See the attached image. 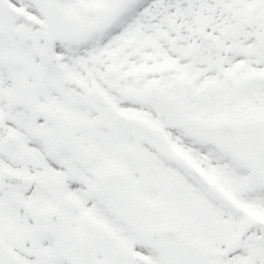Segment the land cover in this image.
Masks as SVG:
<instances>
[{
    "label": "rangeland",
    "instance_id": "obj_1",
    "mask_svg": "<svg viewBox=\"0 0 264 264\" xmlns=\"http://www.w3.org/2000/svg\"><path fill=\"white\" fill-rule=\"evenodd\" d=\"M39 1L0 0V48L22 57L20 64L0 63L4 135L42 163L21 165L37 181L26 197L35 198L51 169L39 135L46 125L16 97L14 77L28 66L36 72L33 85L45 81L35 85L37 97L47 100L60 91L83 98L84 133L107 139L100 147L106 182L120 189L145 182L152 202L164 203L151 219L169 218V209H177L185 235L210 251H225L217 256L222 264H264V0H56L69 25L62 43L46 41ZM106 7L114 9L113 24L90 31L91 19ZM16 27L26 28L28 37L16 36ZM73 60L84 71L78 87L65 74ZM58 65L63 70L54 72ZM52 74L58 85L68 84L63 91L53 88ZM148 91L171 97L172 120L144 99ZM179 158L236 209L204 189ZM112 159L118 162L111 179ZM6 160L0 155V166ZM127 189L123 197L141 192L128 196ZM26 207L20 220L27 219Z\"/></svg>",
    "mask_w": 264,
    "mask_h": 264
},
{
    "label": "flooded vegetation",
    "instance_id": "obj_2",
    "mask_svg": "<svg viewBox=\"0 0 264 264\" xmlns=\"http://www.w3.org/2000/svg\"><path fill=\"white\" fill-rule=\"evenodd\" d=\"M70 62L71 67L65 74L72 79V85L78 87L84 73L83 66L74 60ZM60 67L58 65L54 72L60 71ZM50 80L55 90L63 91V87L68 86L63 81L58 85V79L53 74ZM44 83L42 80H34L36 86ZM57 94L47 100L36 95L37 102L49 111V118L34 119L48 128L62 126L80 152L86 155L83 160H79L69 146L48 153L51 165L49 179L40 183L35 198H27V193L37 181L35 174L21 165L41 166V159L19 149L23 157L17 161L14 158L16 149L6 152L5 155L9 153L10 156L4 168L11 172L32 173L33 183L27 190L21 186L0 185V201L3 204L0 206L1 248L11 256L13 264H168L163 260L161 252L145 239L144 229L171 224L177 233L188 236L182 230V213L177 209H169V218L152 220L153 209L163 208L164 203L158 207L159 203L152 202L157 200L150 197L151 188H147L145 182L137 184V187L133 184L131 188L122 189L112 182H106L101 176L103 150L101 152L100 147L107 139L104 140L105 137L98 133L88 139V134L84 133L88 116L79 109L82 97L77 100L68 98L67 93L63 95L58 91ZM40 132V136H45L44 129H40ZM97 138L100 139L98 142L95 141ZM115 161L118 162L117 159L110 161L111 169L107 170V174L109 171L112 173ZM140 162L146 161L141 159ZM177 162L183 168V160L179 158ZM140 175L146 177L148 173ZM130 176L135 182V174L131 172ZM125 188H128L125 190L128 196H132L137 188L141 192L136 193L134 198L123 197ZM16 195L18 199L21 197L19 202ZM24 206L29 213L25 214L26 220H20ZM174 217L179 220L174 221ZM14 223L20 227L19 230L14 228ZM210 253L209 258L215 259L219 254L218 251Z\"/></svg>",
    "mask_w": 264,
    "mask_h": 264
},
{
    "label": "water",
    "instance_id": "obj_3",
    "mask_svg": "<svg viewBox=\"0 0 264 264\" xmlns=\"http://www.w3.org/2000/svg\"><path fill=\"white\" fill-rule=\"evenodd\" d=\"M40 7L48 29L46 35L47 40H63L67 33V24L56 3L47 0L42 2ZM112 20V10H103L98 13L92 21V28L95 30L102 29L108 26ZM15 32L22 38L28 35V32L24 28L16 29ZM0 60L6 63H16L20 61V57L11 49L4 48L0 51ZM28 75L29 71L25 70L15 81L20 92V97L34 115L44 114L46 113L45 110L37 106L30 95L32 88L27 82ZM146 99L151 101L152 105L159 113L167 115L168 118L172 116L173 104L170 98L158 93L150 92L147 94ZM2 131L3 123L0 120V134ZM46 139L52 150H58L65 144H68L63 132L59 129L50 130L46 135ZM10 142V137L0 139V151L6 150ZM185 168L198 177L190 166L185 165ZM2 178L6 184L26 183L28 181L24 175L2 174ZM204 185L207 186L205 183ZM145 238L161 252L163 260L168 264H219L215 260H209L207 258L208 253L204 249L195 245L191 239L178 235L172 226L159 225L147 227L145 229ZM0 255H2L0 264H6V259H8L7 264H12L10 257H8L1 249Z\"/></svg>",
    "mask_w": 264,
    "mask_h": 264
}]
</instances>
